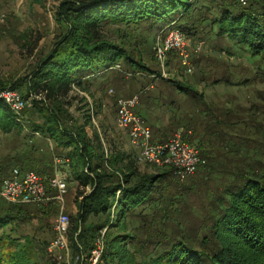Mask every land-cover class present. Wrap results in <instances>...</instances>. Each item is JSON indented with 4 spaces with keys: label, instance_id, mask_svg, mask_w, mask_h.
I'll return each instance as SVG.
<instances>
[{
    "label": "rangeland",
    "instance_id": "obj_1",
    "mask_svg": "<svg viewBox=\"0 0 264 264\" xmlns=\"http://www.w3.org/2000/svg\"><path fill=\"white\" fill-rule=\"evenodd\" d=\"M68 1L72 0H0V16L6 19L0 25V94L17 85L19 88L15 91L26 101V107L15 113L20 129L6 132L0 127V179L15 168L35 171L48 184L56 175L64 178L68 184L64 206L71 224L70 252L51 253L49 247L55 237L53 228L61 213V204L54 201L44 205L17 204L22 208L19 220L11 224L12 229L10 225L0 229L2 234L6 228L5 235L10 237L0 245L4 263L12 256L23 254L39 264L72 263L71 238L74 227L80 224L83 202L80 196L84 191H92L91 186L80 185L72 160L59 156L53 139L32 132L34 123L44 121L33 106L34 101L55 109L70 131L80 130L95 146L92 150L95 158L103 157L104 168L112 159L114 166L110 169L108 164L110 171L121 170L118 172L121 178L135 175L132 182L167 171L137 162L128 132L117 121L118 99L139 96L137 111L154 129V143L165 142L179 131L188 135L202 159H206L203 166L184 182L172 177L158 180L156 202L136 208L137 214L144 213L146 220L152 222L150 229L155 227L152 230L155 234L163 225L171 227L172 223H178L190 230L191 238L200 236L208 220L206 215L213 207L211 201L230 182L233 177L230 172L264 164V60L252 58L246 47H237L217 35L206 0H198L189 20L197 32L189 34L180 29L186 38L191 71L182 64L178 52L169 53L164 63L156 57L158 41L177 30L173 25L151 32L144 22L107 23L102 27L104 36L123 45L139 66L125 68V62L120 60L107 73L102 67L95 76L72 83L68 93H62L58 99H50L43 87L30 92L29 83L37 66L67 32L68 25L61 18L68 12ZM257 1L264 3V0ZM57 159L61 162L57 163ZM6 203L0 201L2 205ZM116 205L111 211L112 218L117 219ZM52 207L55 214L50 219H42L41 211ZM106 215L91 216L89 222H101ZM144 220L140 216L120 219V225L112 232L109 228L102 230L101 240L92 254L96 250L102 254L104 237L107 235L108 239L112 233L109 236L112 239L114 233L118 242L113 264H150L151 257L154 258L150 253L153 247L149 242L144 243L150 237L147 229H140L146 223ZM129 235L137 237L139 244L134 245L137 241ZM230 240L237 247L234 249L248 252L247 245L241 247L242 241L237 237L232 236ZM93 258L92 255L90 264Z\"/></svg>",
    "mask_w": 264,
    "mask_h": 264
},
{
    "label": "trees",
    "instance_id": "obj_2",
    "mask_svg": "<svg viewBox=\"0 0 264 264\" xmlns=\"http://www.w3.org/2000/svg\"><path fill=\"white\" fill-rule=\"evenodd\" d=\"M206 1L209 3L207 12L212 14L211 24L217 27V35L229 39L237 47H246L252 58L264 60V3L257 0L248 1L245 5L241 0ZM197 4L198 0L68 1V12L61 18L68 25L67 32L37 66L28 90L32 92L43 87L50 99H58L62 93H68L72 83L81 78L95 76L102 67L107 73L120 60L125 62V68L139 66L140 63L123 45L104 36L103 25L144 22L151 32L173 25L176 29L193 34L197 32V28L189 20ZM18 88L16 85L12 89ZM33 106L44 117V121L34 123L31 126L32 132L53 139L59 156L65 155L66 160H72L80 185L92 187L90 193L84 191L80 196L83 197L80 224L74 227L71 238L72 263L61 264H90L89 259L101 240L102 230L109 228V232H112L120 225L118 220L134 219L137 216L146 221L140 229H147L146 233L150 236L144 241L151 243L153 247L150 253L154 258L151 257L150 264H264V164L261 163L262 166L258 168L230 172L233 176L230 182L219 195L212 197L213 207L209 209L211 213L206 215L208 220L203 223L200 236L191 238L189 229L172 222L171 227L163 225L159 227L161 231L159 229L155 234L152 231L155 227L150 229L152 222L146 220V215L137 214L135 211L138 207L156 202L158 197L155 184L158 180L172 177L184 182L175 176L174 170L168 167L167 172L162 175L144 176L141 181L132 182V176L134 179L135 175L121 178L118 175L121 170L110 171L108 168V164L110 169L114 166V160H108L104 168L103 157L95 158L92 153L95 146L89 143L80 130L70 131L55 109L52 110L37 101H34ZM136 112L140 115L137 109ZM16 120L15 112L0 99V127L6 132H11L14 128L20 129ZM71 147L73 149L69 150ZM205 160L202 159L200 167ZM10 175L0 179V186ZM48 193L51 196L56 194L50 185ZM6 204H0V229L5 226L8 228L9 225L12 229L11 224L19 220V213L22 212L17 204ZM115 205L119 212L117 219L112 218L111 210ZM53 208L42 210V219H50L55 214ZM94 215L108 217L101 219V222H89V218ZM6 228L0 234V245L10 238L5 235ZM111 234L108 239L107 235L103 239L104 248L97 264H113L117 258L115 244L118 239L114 233L113 238L109 239ZM232 236L242 241L241 247L243 244L247 245L248 252L241 253L234 249L237 247L230 240ZM129 237L137 241V237ZM137 243L139 244L138 241L133 242L134 245ZM0 264L39 263L23 254L12 256L7 263L0 258ZM47 264L58 263L48 261Z\"/></svg>",
    "mask_w": 264,
    "mask_h": 264
},
{
    "label": "built area",
    "instance_id": "obj_3",
    "mask_svg": "<svg viewBox=\"0 0 264 264\" xmlns=\"http://www.w3.org/2000/svg\"><path fill=\"white\" fill-rule=\"evenodd\" d=\"M248 0H241L245 5ZM4 15L0 16V25L5 23ZM157 59L164 63L167 55L178 52L182 64L191 71L190 55L186 49L185 35L179 30H173L164 39L158 41L155 48ZM113 93V90H110ZM0 97L15 113H20L26 107L25 99L15 90H7ZM140 102L139 96L128 99H118V124L128 132L130 142L139 164L150 165L155 168H172L180 181H185L197 173L202 158L200 151L192 144L184 131L177 132L174 137L165 141L154 143L153 133L146 121L137 112ZM188 134V133H187ZM189 134H191L189 132ZM57 163L61 160L57 159ZM48 185L56 192L55 196L48 193ZM68 193L66 180L59 175L52 178L49 184L35 171H22L15 168L11 175L0 186V199L11 204H38L44 205L51 201L61 204V213L55 221V238L51 242L49 251L70 252V216L65 212V195ZM101 246H99L100 249ZM101 252H93L92 264H96ZM62 258V256L60 257Z\"/></svg>",
    "mask_w": 264,
    "mask_h": 264
},
{
    "label": "crops",
    "instance_id": "obj_4",
    "mask_svg": "<svg viewBox=\"0 0 264 264\" xmlns=\"http://www.w3.org/2000/svg\"><path fill=\"white\" fill-rule=\"evenodd\" d=\"M147 125H149V127L151 128L152 130V133L154 132V129L152 128V126L147 122ZM155 140V139H154ZM157 142V140H155Z\"/></svg>",
    "mask_w": 264,
    "mask_h": 264
}]
</instances>
